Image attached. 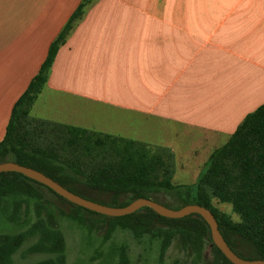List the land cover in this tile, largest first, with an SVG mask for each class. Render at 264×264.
Instances as JSON below:
<instances>
[{
  "label": "crops",
  "instance_id": "obj_1",
  "mask_svg": "<svg viewBox=\"0 0 264 264\" xmlns=\"http://www.w3.org/2000/svg\"><path fill=\"white\" fill-rule=\"evenodd\" d=\"M82 2L0 0V143ZM263 105L264 0H93L60 46L30 119L101 133L92 131L94 111L120 112L190 141L134 140L170 150L177 163L223 147Z\"/></svg>",
  "mask_w": 264,
  "mask_h": 264
},
{
  "label": "trees",
  "instance_id": "obj_2",
  "mask_svg": "<svg viewBox=\"0 0 264 264\" xmlns=\"http://www.w3.org/2000/svg\"><path fill=\"white\" fill-rule=\"evenodd\" d=\"M92 1L83 0L51 45L39 74L14 106L6 137L0 143V164L13 162L35 169L70 192L108 207L124 208L141 198L174 210L198 205L212 212L222 236L238 256L264 261V105L248 115L230 140L212 153L194 186L173 183L175 158L168 149L30 119L60 46ZM29 121L51 126L61 153L56 145L40 148L28 142L24 129ZM44 188L77 211L107 220L112 231L138 234L147 228L156 236L151 228L165 223L175 230L173 236L179 237L182 247L191 250L196 258L201 257L208 242L215 255L214 264H231L213 244L210 228L199 215L171 220L144 208L130 216L109 218L77 207L17 173L0 174V214L7 223L24 229L0 234V264H14L15 255L28 243V254L46 256L34 264H68L65 236L43 204ZM213 200L231 205L240 221L234 222L217 209ZM24 204L26 214L34 205L36 217L28 216L21 223L19 214Z\"/></svg>",
  "mask_w": 264,
  "mask_h": 264
},
{
  "label": "rangeland",
  "instance_id": "obj_3",
  "mask_svg": "<svg viewBox=\"0 0 264 264\" xmlns=\"http://www.w3.org/2000/svg\"><path fill=\"white\" fill-rule=\"evenodd\" d=\"M91 121L92 131H104L105 134L119 135L126 139H142L140 141L146 143L155 141L156 143L186 146L191 144L190 141L178 142L170 137L167 138L164 134L162 135V132L150 130V127L145 126L142 121L112 110L101 112V114L94 111ZM26 127L24 132L28 142L32 145L40 148H55L56 139L51 126L29 121ZM151 137L154 140H150ZM56 150L61 153L59 146ZM187 150H185L186 153ZM211 155L210 151L196 150L193 157H181L177 163L175 160L173 183L175 185H196ZM41 190L44 206L54 215L59 229L65 236L68 264H214L215 255L208 242L205 243L202 255L198 259L191 250L182 247L179 237L173 236L175 230L165 223L155 224L151 228L156 236L146 231L147 228H143L138 234L120 229L112 231L108 227L107 220L86 212H79L71 205L56 198L45 188ZM213 205L230 216L234 222L240 221L231 205L221 204L217 200H213ZM31 208V213L26 214L25 204L21 207L19 214L21 223L29 219L28 216L33 219L36 217L33 204ZM19 229L24 228L7 223L0 214V234L15 232ZM29 246V243L24 245L15 255L14 264H34L46 258L41 254H28Z\"/></svg>",
  "mask_w": 264,
  "mask_h": 264
},
{
  "label": "water",
  "instance_id": "obj_4",
  "mask_svg": "<svg viewBox=\"0 0 264 264\" xmlns=\"http://www.w3.org/2000/svg\"><path fill=\"white\" fill-rule=\"evenodd\" d=\"M3 173H17L25 176L26 178L33 180L53 191L59 197L65 199L69 203L81 207L87 211L106 216L109 218H122L126 216L133 215L138 211L149 208L153 210L159 216L171 219V220H179L191 215H199L201 216L205 222L208 224L211 237L213 240V244L222 252V254L226 257V259L231 264H264L263 260H247L238 256L227 244L224 237L222 236L217 220L215 219L212 212L206 208L200 207L198 205H189L180 210H174L163 206L153 200L149 199H138L131 203L129 206L124 208H115L108 207L105 205H101L95 203L93 201L84 199L66 188H64L59 183L55 182L53 179L49 178L45 174L24 166H20L13 162L1 163L0 164V174Z\"/></svg>",
  "mask_w": 264,
  "mask_h": 264
}]
</instances>
